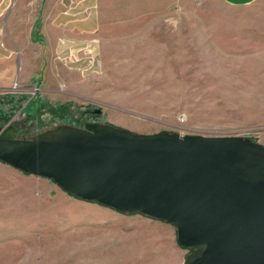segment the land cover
<instances>
[{"label": "rangeland", "instance_id": "374dc122", "mask_svg": "<svg viewBox=\"0 0 264 264\" xmlns=\"http://www.w3.org/2000/svg\"><path fill=\"white\" fill-rule=\"evenodd\" d=\"M55 4L85 33L51 41L45 17L33 31L40 0H15L0 17V107L19 103L3 126L16 139L83 117L134 134L264 145V51L239 39L246 10L220 0ZM176 239L170 224L0 162V264H183L189 252Z\"/></svg>", "mask_w": 264, "mask_h": 264}, {"label": "water", "instance_id": "95a60500", "mask_svg": "<svg viewBox=\"0 0 264 264\" xmlns=\"http://www.w3.org/2000/svg\"><path fill=\"white\" fill-rule=\"evenodd\" d=\"M100 111H96L98 114ZM0 162L79 200L170 224L183 264H264V145L241 137L0 127Z\"/></svg>", "mask_w": 264, "mask_h": 264}, {"label": "crops", "instance_id": "0c3cea01", "mask_svg": "<svg viewBox=\"0 0 264 264\" xmlns=\"http://www.w3.org/2000/svg\"><path fill=\"white\" fill-rule=\"evenodd\" d=\"M40 0V4H44L39 8V14L33 18V31L38 28L40 18L45 17L48 24L46 31L50 35V40L53 41L56 36L76 39L85 33V24L70 23V20L60 11L59 6L49 5L61 3V0ZM85 1L86 0H78ZM229 8H238L246 10L243 17L239 18V39L243 46L250 49H263L264 51V0H220ZM15 3V0H0V17L4 14L7 7ZM50 8V9H49ZM79 12V11H78ZM77 12V13H78ZM51 29L52 31H49Z\"/></svg>", "mask_w": 264, "mask_h": 264}, {"label": "trees", "instance_id": "16d2710c", "mask_svg": "<svg viewBox=\"0 0 264 264\" xmlns=\"http://www.w3.org/2000/svg\"><path fill=\"white\" fill-rule=\"evenodd\" d=\"M9 104L7 107H4L3 104L1 105L0 107V127L2 128L7 122L8 120L11 118L12 114L14 113V111L18 108V104L16 102V99L12 96H9ZM84 116L87 115V112H83L82 113ZM83 117H79V118H76L74 119L73 121L71 120V122H66V123H63L64 125H69V126H72V127H76V128H82L83 126ZM96 123V122H95ZM61 124V125H63ZM60 126V125H59ZM58 127V126H56ZM54 127V128H56Z\"/></svg>", "mask_w": 264, "mask_h": 264}, {"label": "built area", "instance_id": "2783aa9c", "mask_svg": "<svg viewBox=\"0 0 264 264\" xmlns=\"http://www.w3.org/2000/svg\"><path fill=\"white\" fill-rule=\"evenodd\" d=\"M248 134H249V132H244V133H243L244 136H242V135H241V136H242V137H245V136H248ZM179 136L183 137V136H189V135H187V134H183V133H182V134H180Z\"/></svg>", "mask_w": 264, "mask_h": 264}, {"label": "flooded vegetation", "instance_id": "af4514ba", "mask_svg": "<svg viewBox=\"0 0 264 264\" xmlns=\"http://www.w3.org/2000/svg\"><path fill=\"white\" fill-rule=\"evenodd\" d=\"M89 123H95V122H93V121H90V122H89V121H88V122L84 123V125H85V124H89ZM82 127H83V126H82Z\"/></svg>", "mask_w": 264, "mask_h": 264}]
</instances>
